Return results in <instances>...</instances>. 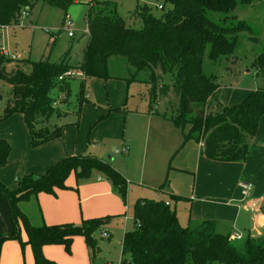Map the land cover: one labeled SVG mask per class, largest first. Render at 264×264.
Masks as SVG:
<instances>
[{
  "label": "trees",
  "instance_id": "trees-1",
  "mask_svg": "<svg viewBox=\"0 0 264 264\" xmlns=\"http://www.w3.org/2000/svg\"><path fill=\"white\" fill-rule=\"evenodd\" d=\"M46 1L67 7L75 0ZM238 1L249 3L251 0H165L173 9L156 15L149 6L142 7L134 14L135 20L141 22L138 27L130 25L113 8L90 11L89 42L79 69L86 77L109 78L110 57H127L136 73L149 71L153 95L159 92L165 96L172 91L178 97L177 112L171 120L182 130L181 146L195 141L201 145V154L212 161L244 162L249 154L246 135L257 133L264 116V90L250 92L239 103L224 105L219 100L220 85L203 70L208 48L213 60L232 55L239 31L248 27L242 21L234 26L219 24L208 12L233 11ZM31 3L32 0H0V26L17 24ZM161 6L164 10L165 6ZM11 60L0 55L2 65ZM263 60L260 58L258 63ZM72 68L68 62L50 60L32 62L28 71L18 65L10 70L1 66L0 78L10 84L15 94V104L6 116L23 115L32 146L62 135V127H40L37 119L58 112L52 92L66 89L68 77L62 80L59 77ZM165 76L170 83H161ZM11 151L10 143L0 139V167L8 164ZM94 171L105 176L124 201L127 199L129 182L125 176L111 162L86 154L65 157L44 173L25 174L18 178L14 189L0 181V192L7 200L15 225L12 233L0 236V248L4 240L18 239L22 246L33 248L36 264H56L44 256L43 247L61 244L71 252L76 236H83L95 250V234L104 229L111 216L84 219L79 224L35 226L19 207L42 192L56 194L58 189L68 188L71 175L79 182L92 176ZM133 221L122 241L119 264H264V237L236 245L230 234L218 232L213 220L182 225L177 211L164 201L137 199L133 205ZM22 229L28 236L26 241L22 240Z\"/></svg>",
  "mask_w": 264,
  "mask_h": 264
},
{
  "label": "rangeland",
  "instance_id": "rangeland-1",
  "mask_svg": "<svg viewBox=\"0 0 264 264\" xmlns=\"http://www.w3.org/2000/svg\"><path fill=\"white\" fill-rule=\"evenodd\" d=\"M91 3L94 6H91ZM160 5L165 6L164 10L159 8ZM144 6H149L156 15L173 9V5L165 0H75L67 7L54 6L46 0H32L30 8L21 13L17 24L0 26V49L9 53L5 57L19 55L18 59H12L3 65L0 63V68L4 66L10 70L17 64L28 71L32 68V62L39 60L65 61L73 67L71 70L74 73L68 77L66 89H56L52 92L53 97H65L57 106L58 112L49 117L40 116L37 119L38 125L51 129L62 127L63 133L66 131L76 144L79 143V150L84 144L81 153L111 162L128 180L130 188H145L144 192H135V189L125 201L123 200L126 206V220L125 217L119 220L110 219L105 224L102 231L110 232V239L103 237L102 231L97 232L94 250L87 247L84 238L80 236L79 239L84 241V246L87 247L86 255L90 259L87 260L88 264L120 263L122 241L125 231L133 226V204L138 197L169 202L179 216L183 213V216L179 217L183 225L188 224L192 206L209 198L224 202L236 201L241 207L250 205L252 211L260 210L261 205L258 203L264 199V153L260 150L264 147V116L260 119L257 133L254 136L246 135L249 154L245 162H211L209 177L203 178V165L199 175L192 170L187 171L190 179L187 195L191 198L194 194V199H190L189 203L176 201L169 189V184L172 186V183L168 180L169 173L164 171L166 166L150 164L148 159L151 152H157L161 148L166 150L177 137L183 141L182 130L171 120L177 112L178 97L172 91L165 96L159 92L153 95L149 71L146 69L136 73L135 67L122 55L110 57L109 78L86 77L79 69L89 42L87 17L90 11L113 8L127 19L130 25L138 27L141 22L135 20L134 14ZM66 14L73 18L74 37H70L64 28ZM208 16L219 24L234 26L242 21L248 26L239 31L238 43L232 55L213 60L209 48L205 53L203 70L214 76L220 85L219 100L224 105H232L243 101L250 92L264 90V60L258 63L260 58L264 59V0H251L249 3L238 1L235 10L227 13L209 11ZM59 78L62 80L65 77ZM161 83H170V79L165 76L161 78ZM14 104L15 94L12 87L0 78V139L7 140L5 137L9 133L6 132L8 129L15 130L14 132L26 129L30 137L22 114L15 113V118L12 119V115L6 116L8 109ZM161 125L172 128L169 132L162 131ZM131 138L134 139L137 149L133 152L132 162L126 154H118V149L124 147V144L131 145ZM7 141L11 147L13 145L15 154L17 150L13 141ZM230 165H236L237 168L233 169ZM247 165L248 170L245 171ZM98 176L103 175L94 171L92 176L85 180ZM103 178L106 179L105 176ZM242 183L251 185L250 197L243 199L248 202L231 199V195L237 190L242 192ZM19 207L23 211L26 210L23 203H20ZM27 208L30 210L31 207ZM244 213L242 212V217ZM34 220L35 215L32 222L36 226L38 223ZM228 223L230 224L231 220ZM233 224L234 222L229 227ZM234 228L242 234L247 230L245 241L250 237V230L259 232L256 240L264 237V228L256 224L253 218L247 223L243 217ZM251 236L255 235L251 233ZM244 240L234 239L233 242L239 245L245 242ZM83 243L80 244L81 248ZM65 251L66 255L71 254ZM79 255L80 253L77 254Z\"/></svg>",
  "mask_w": 264,
  "mask_h": 264
},
{
  "label": "crops",
  "instance_id": "crops-1",
  "mask_svg": "<svg viewBox=\"0 0 264 264\" xmlns=\"http://www.w3.org/2000/svg\"><path fill=\"white\" fill-rule=\"evenodd\" d=\"M115 107L117 108L118 106ZM13 116L14 115H12L10 119L15 118V116ZM16 116L18 115L16 114ZM119 127L120 126H118V128ZM160 128L162 131L169 132L172 127H162L161 125ZM25 130L22 129L21 132H14L15 130L13 131L11 129L6 130V132L9 133H7V137L5 138L10 142L13 141L17 152L14 154L13 148L8 164L5 167H0V181L11 189L18 186V178L22 175L28 173H44L51 167V165L65 157L76 154L83 155L81 152L84 144H82L79 150V143L76 144L67 135L66 131H64V133L62 132V135L57 139L39 146H32L30 137ZM116 135H118V133ZM182 143L183 141L180 139L178 140L177 137L174 142L167 146L166 150L161 148L157 152H151L148 162L153 165L155 164L156 166L157 164H160L161 166L165 165L166 167L164 171L169 173L168 180L172 183V186L169 184V189L172 191V197L176 201L180 200L189 203L190 199L193 200L195 195L193 194L191 198L187 195L189 189L187 184L190 185V179L189 174L186 172L192 170L199 175L201 166L203 165L202 178L209 177L208 169L210 163L219 161H212L203 156L201 154V145L195 141H190L181 146ZM127 145L128 144H124L125 147H128V153L119 151L118 154H126V156H129L128 159L132 162L133 152L137 150L134 139L131 138V145ZM260 150L264 153V147H261ZM230 166L233 169L237 168L236 165ZM246 170H248V165L245 168V171ZM14 178L16 180L15 182ZM165 184H167V182ZM240 188L242 189V192L239 193L237 190L233 196L231 195V199L248 202L243 199H248L251 191L246 195L243 193L242 186ZM135 189H137L135 192H144L145 190L143 187L130 188L129 185L127 198ZM195 190L196 188L193 191L195 192ZM204 191L209 192L206 189H204ZM175 197L181 198L177 200ZM139 198L142 197H138V199ZM210 199L212 198L195 203L192 206V213L189 215L190 218H188V223L200 220H213L216 222L218 232L230 234L232 241L234 240L232 235L235 233L241 234L243 240L244 237H246L247 230L242 234L234 228V225L240 223V220H242L243 217L247 223L253 218L256 224L262 226V229L264 228V215L262 213L264 199L258 203L259 206L261 205L260 210L254 209L253 211L251 210L250 205H244L241 207L236 201L224 202V200H217L216 198L215 200ZM23 204H25L26 210L22 211L28 216L32 224L33 216L35 215L34 221L38 223L36 226H40L43 223L50 225L79 223L84 219L106 216H111L112 218L110 219L113 220H119L120 218L125 217L126 220V206L123 204V199L113 190L111 182L108 179L103 178V176H98L97 178L89 180L84 179L78 182L75 175H71L68 179V188L58 189L56 194L42 192L38 194L36 198H33L28 202H23ZM169 205L171 206L170 203ZM27 206L31 207V211L28 210ZM242 212H245L243 217ZM181 215L183 216V213L180 214V216ZM180 216L178 214V218ZM230 220V224L234 222L231 228L228 223ZM14 229L15 225L12 220L9 205L4 195L0 192V236L8 235L12 233ZM128 230L130 229H127L125 233ZM251 233L255 236H251ZM257 233L253 232V230L251 232L250 230V237L248 239L256 240L255 237ZM111 235L112 234H110L109 239L111 238ZM21 237L24 241L28 238L24 229L21 230ZM79 238L80 236L74 237L71 246L72 251L69 256L66 255L65 246L61 244L45 245L43 247V254L47 259L56 264H88L87 260L89 258L86 253L87 247L89 246L84 237L87 247L84 246V241H81ZM81 243H83V248H81ZM77 246L79 247L77 248ZM79 253L80 255L77 256ZM0 264H36L33 248L30 245L22 246L18 239H6L2 242L0 248Z\"/></svg>",
  "mask_w": 264,
  "mask_h": 264
},
{
  "label": "built area",
  "instance_id": "built-area-1",
  "mask_svg": "<svg viewBox=\"0 0 264 264\" xmlns=\"http://www.w3.org/2000/svg\"><path fill=\"white\" fill-rule=\"evenodd\" d=\"M92 1H94V0H92ZM95 1H96V0H95ZM159 7L162 8L161 5H160ZM73 26H74L73 18H72L70 15L66 14V15H65V18H64V28H65V30L68 32V35H69L70 37L74 36V33H73ZM8 54H9V53H8L7 50H5V49H0V55L5 56V55H8ZM9 57L12 58V59H18V58H19V55H14V54H12V55H10ZM73 73H74L73 70H68V71L64 74V77H70V76L73 75ZM62 98L64 99L65 97H61V96L56 97L55 100L53 101V105H54L55 107H57V106L62 102V100H63ZM120 150H121V152H123V153H128V147H125V146H124V147H122ZM120 150H118V152H119ZM241 186H242V188H243V193L246 194V195H248L249 192H250L251 185L248 184V183H242ZM167 204L169 205L168 202H167ZM101 235H102L103 237H105V238H109V237H110V233H108V231H102V232H101ZM232 238H234V239H236V240H240V239H242V235L239 234V233H235V234L232 235Z\"/></svg>",
  "mask_w": 264,
  "mask_h": 264
}]
</instances>
